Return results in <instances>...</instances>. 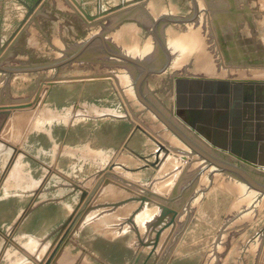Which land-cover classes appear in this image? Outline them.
<instances>
[{
    "label": "rangeland",
    "instance_id": "rangeland-1",
    "mask_svg": "<svg viewBox=\"0 0 264 264\" xmlns=\"http://www.w3.org/2000/svg\"><path fill=\"white\" fill-rule=\"evenodd\" d=\"M95 34L120 54L147 56L148 68L166 64L148 73L141 93L190 139L186 116L173 114L175 78L264 81V0H0V261L9 245L34 264H69L66 253L78 264H258L249 249L264 239L259 192L234 190L239 181L213 177L219 171L210 173L214 166L203 158L211 168L190 179L201 157L138 100L139 74L123 59L94 53L61 63L81 47L93 52ZM83 112L92 118L76 115ZM87 127L100 148L92 159L82 148ZM53 132L55 142L74 145L76 167L63 158L55 167ZM194 137L212 157L248 171ZM158 144L169 154L146 169ZM155 199L174 206V239H163L165 221L151 225Z\"/></svg>",
    "mask_w": 264,
    "mask_h": 264
},
{
    "label": "bare ground",
    "instance_id": "bare-ground-1",
    "mask_svg": "<svg viewBox=\"0 0 264 264\" xmlns=\"http://www.w3.org/2000/svg\"><path fill=\"white\" fill-rule=\"evenodd\" d=\"M165 20H170V18L169 19H165ZM196 22V21H195ZM196 24V23H195ZM103 38V37H102ZM175 45V44H174ZM109 46V45H108ZM171 46H173V45H171ZM170 46V48L172 49V47ZM174 48V47H173ZM110 49V48H109ZM175 49L176 48H174V49H172V51L174 52L175 51ZM110 51H113V53H115V54H112V53H110L109 55H108V53H106V54H104V56H107V57H110V58H116V59H123L124 61H126L129 65H130V67L132 66L133 68H135L136 69V71H137V73L139 74L138 76H137V79H136V84H135V91H136V95H137V98H138V100H140V102L145 106V107H148L157 117H158V119L164 124V125H166L167 127L169 126V125H171L172 127H174V128H172L171 129V127H168V129L171 131V132H173L176 136H178L179 138H180V140L188 147V149L189 150H192L191 152H193L194 154H196V156H199V157H201V158H199V160H202V158L204 159V160H206V161H208V163L210 164V165H212V166H214L213 168H212V170H209L210 171V173L211 172H214V171H219V173L218 174H214L213 175V177H215L216 175H221V173H226V174H228V175H230V177L234 180V181H239V182H235V188H234V190H238V191H244L245 193V195H246V193H247V196H248V192H249V194H250V192L252 191V193H256V192H259V193H256V195H259L258 196V201L259 202H261L262 200L259 198V197H261V198H264V192H262L263 190L262 189H260V188H264V182L263 183H261V182H259L258 181V179L260 178L261 179V177H259V178H257L258 176H256L255 174H253L252 173V171H254V170H260V171H262V172H264V145L262 144V145H259L260 146V151H259V161H258V164H246V163H244V162H242V161H240V160H238V158L236 157V156H234L233 154H230L229 152H226V151H221L220 149H217V148H214L211 144H210V142L208 141V139H205L201 134H197V132L196 131H194L191 127H190V125H188V120H189V118L186 116V112H185V110H187V109H192V108H197V107H199L198 109H201V108H203V107H205V105H206V103H207V106H209V107H214V106H217V101H216V98H215V96L214 95H212V93H209V94H206V93H204L203 94V92H201V93H199L198 92V96L197 97H199L200 95V98L199 99H197V98H195V99H191V101H188V100H180L178 103L176 102V79H178V78H185V77H177V78H175L174 79V99H175V101H174V109H173V114H176V116L177 117H180V116H186L185 118H186V120H185V122H183L185 125H186V127L188 128H186L185 127V129H187V131L185 130L184 132H188V135L190 136L191 135V139L193 138V140H196L195 139V137H194V135H199L200 137H201V139H200V141L201 140H203L204 139V141H206L207 143H208V145H210L213 149H215V150H218L220 153H223V155H224V153L226 154H229L230 156H232L233 158H235V160H238V161H240L242 164H244V165H246V166H248V171H246L245 170V174H248V176H242V175H240L241 174V171L240 170H238V168H237V166H235L234 164H232V163H230V162H227V161H225V160H223V159H221V158H218V157H212L209 153H207L206 151H204L203 149H201L199 146H197L191 139H190V137H187V136H185V134L181 131V129H178V128H176L174 125H172L171 123H170V121H168V119H166V117H164L163 115H162V113L151 103V101L147 98V97H144L143 95H142V93H141V89H143L142 87V82H143V80L145 79V77L147 76V75H149V74H152L153 72H155V70H157L156 71V73H159V72H162V70H160V69H164L165 67H166V64H164L162 67H159L160 69H151V68H148V71L147 72H143L142 70H143V68H141L140 69V67L138 66L137 67V64H142V65H148V63H149V60L147 59V56H145L143 59H141L142 57H131V55L130 54H120V52H117L116 50H113V49H110ZM171 52V51H170ZM74 53H72V54H70V56H68V58H66V59H64V60H62L61 61V63H68V61H71V60H75L77 57L76 56H74L73 55ZM173 54V53H172ZM176 54V53H175ZM174 54V55H175ZM180 54V53H179ZM127 55V56H126ZM130 55V56H129ZM181 55V54H180ZM88 56H89V53H85L84 54V56H82L81 58L82 59H84V60H88ZM129 57L130 58H132V60L131 59H129ZM178 57V56H177ZM139 58V59H138ZM78 59V58H77ZM82 59H79V60H82ZM166 63V62H165ZM209 69V68H208ZM131 70V69H130ZM160 70V71H159ZM209 72V71H208ZM149 73V74H148ZM237 74H239V73H237ZM243 75V74H242ZM237 76V75H236ZM237 77H239V76H237ZM245 77V76H244ZM149 78V77H148ZM186 79H193V80H195L196 82H194V85H196V86H198V89L200 90V89H204L203 91L205 92V91H207V90H209V89H211L212 88V83H208V82H205L204 80H206V81H208V80H216V81H222V80H224V81H229V82H231V83H229L230 84V86H229V90H230V92H229V94L227 95V96H225V98H227V101H226V105H229V109L230 110H232L233 111V109L236 107V109L234 110L239 116H240V122L242 123V126H243V135H244V140L245 141H249L251 138V136H252V133H254V130H255V126H256V119H257V115H258V112H262L263 110H264V81H248V82H242V81H233V79L232 80H227V79H222V80H217V79H210V78H202V77H196V78H186ZM129 80H131V81H133V78H132V76H130V79ZM201 80V81H200ZM134 82V81H133ZM233 82L236 84V83H239V85L241 84V89H238V88H236L235 87V84H233ZM146 83V82H145ZM131 84V83H130ZM134 85V84H133ZM187 85V84H186ZM185 85V86H186ZM194 85H191L192 86V88H193V86ZM145 86V85H144ZM196 86H194V87H196ZM218 90V89H217ZM187 96V95H186ZM153 98V97H152ZM151 98V99H152ZM156 102V101H155ZM154 102V103H155ZM239 102H240V104H239ZM158 104V103H157ZM147 108V109H148ZM162 109V108H161ZM163 110V109H162ZM172 112V111H171ZM168 113V112H167ZM165 114H166V112H165ZM10 115V114H9ZM167 115V114H166ZM172 115V114H171ZM167 116H169V115H167ZM174 116V115H173ZM171 117V116H170ZM175 118V117H174ZM173 118V120H175ZM170 119V118H169ZM177 122V121H176ZM176 122H174V123H176ZM177 123H179V121L177 122ZM169 124V125H168ZM180 124V123H179ZM176 125V124H175ZM184 125V126H185ZM184 126H182V127H184ZM181 127V128H182ZM184 130V129H183ZM245 130V131H244ZM187 135V134H186ZM197 141V143H198V140H196ZM202 142V141H201ZM200 142V143H201ZM205 143V142H204ZM203 143V144H204ZM177 144V143H176ZM207 145V146H208ZM204 146V145H203ZM212 151V150H211ZM186 154V153H185ZM189 154V153H188ZM216 154V153H215ZM217 155V154H216ZM196 156L194 157V160L196 159ZM198 159V158H197ZM191 160V159H190ZM220 160H223V163H224V165H225V167H224V169H221V168H219L218 167V165L220 166ZM231 160V159H230ZM233 160V159H232ZM206 163V162H205ZM205 163L203 162V160L201 161V164L197 167L198 168V172L196 171V172H193L192 173V175H190V176H188L190 179H197V178H199V174H201L202 173V171L204 172V171H206L208 168H211L210 167V165H205ZM223 165V166H224ZM196 168V169H197ZM214 169V170H213ZM233 169H236V170H238V171H236V170H233ZM194 170V169H193ZM251 170V171H250ZM191 172V171H190ZM189 172V173H190ZM237 172V173H236ZM238 172H240V174L238 173ZM187 173V172H186ZM185 173V174H186ZM189 173H187V174H189ZM205 173V172H204ZM209 173V172H208ZM184 174V175H185ZM186 174V175H187ZM203 174V173H202ZM204 175V174H203ZM250 175H251V177L253 178V179H251V178H249L250 177ZM212 176V175H211ZM216 177H218V176H216ZM235 177V178H234ZM186 178V177H185ZM184 178V179H185ZM256 178V179H255ZM229 179V178H228ZM199 180V179H198ZM261 180H264V178H262ZM193 181V180H192ZM250 181H252V183L253 184H248V182H250ZM190 181L188 180V183H189ZM199 182V181H198ZM233 182V181H232ZM191 183V182H190ZM189 183V184H190ZM186 184V183H185ZM193 184H194V182H193ZM241 184V185H240ZM243 185V186H242ZM230 186V185H229ZM244 186H246V187H244ZM262 186V187H261ZM251 189V190H250ZM252 189H254L256 192H254ZM224 190V189H223ZM237 191V192H238ZM255 196V195H254ZM242 197H244V195L243 196H241V198ZM246 197V196H245ZM238 197H236V199H237ZM240 198V197H239ZM238 198V199H239ZM252 198V197H251ZM257 198V197H256ZM261 201H260V200ZM249 200V199H248ZM251 201V200H250ZM250 201H248V202H250ZM255 201V200H254ZM247 202V203H248ZM246 203V204H247ZM255 204V206H251V208H253L254 207V209H255V207H256V205L258 204V202L257 203H254ZM243 205H245V204H243ZM242 205V206H243ZM251 205V204H250ZM246 206V205H245ZM235 207V206H234ZM259 207V206H258ZM242 208V207H241ZM240 208V209H241ZM247 208H249V209H247ZM247 208H243V209H247L248 211H250L251 210V208L250 207H247ZM236 209H238V208H236ZM235 209V210H236ZM242 209V210H243ZM254 209H253V211L251 212V214L253 213V212H255L254 211ZM257 209V208H256ZM246 210V213L248 212ZM234 212V211H233ZM244 213H245V211H244ZM240 216L241 215H243V213L241 212L240 214H239ZM255 215H256V213H255ZM235 216H236V214H235ZM237 217V216H236ZM234 219V218H233ZM247 222V221H246ZM231 239V238H230ZM229 239V240H230ZM228 240V239H227ZM264 239L262 238V237H260L259 238V240H257L256 241V243H254V244H252V246L250 247V249H249V252L252 254H254V256H255V261H259V263L258 264H264ZM221 247L223 246V244L225 243H223L222 241H221ZM225 246V245H224ZM226 250H227V248H226ZM221 252H222V250H221ZM248 252V251H247ZM259 253H262V255H261V257H259ZM259 254V255H258ZM251 257V256H250ZM259 257V258H258Z\"/></svg>",
    "mask_w": 264,
    "mask_h": 264
},
{
    "label": "water",
    "instance_id": "water-1",
    "mask_svg": "<svg viewBox=\"0 0 264 264\" xmlns=\"http://www.w3.org/2000/svg\"><path fill=\"white\" fill-rule=\"evenodd\" d=\"M98 41V45L96 46V49L93 50V52L88 51L86 53H89L88 58L92 59L93 54L96 55L97 53H113V51H110L109 46L107 45L106 41L104 38H102L101 35H93L90 37L88 40ZM87 41V43H89ZM82 47L75 53L73 54L76 56L78 59H81L82 56H84V52L86 50H81ZM114 50V49H113ZM97 54V55H98ZM91 56V57H90ZM76 58V59H77ZM143 68V72H147L148 68L145 65L142 64H137V67ZM201 81V80H200ZM205 82L212 83V88L203 91L202 89H198V86L194 85V82H196L193 79H186V78H178L176 79V102L178 103L180 100H188L191 101V99H199L198 92L201 93L203 92L206 94L212 93V95L215 96L216 101H217V106L214 107H209L207 106V103L205 107L198 109L197 108H192V109H187L185 112L187 113L186 116L189 118L188 120V125L197 132V134H201L205 139H208L210 144L217 149H220L221 151H226L229 152L230 154H233L238 158V160L246 163V164H258L259 161V151H260V146L259 145H264V110L260 113L258 112V117L256 121V126L254 133H252V136L250 137L251 139L249 141H245L244 135H243V126L242 123L240 122V116L234 111L236 107L232 110L229 109V105H226L227 96L230 92L229 86L231 82L229 81H216V80H204ZM187 84V85H186ZM233 84H235L233 82ZM186 85V86H185ZM194 85L196 87L192 86ZM235 87L238 89H241V84L239 83L235 84ZM218 89V90H217ZM141 91V90H140ZM187 95V96H186ZM240 104V102H239ZM169 125V124H168ZM168 127H172L169 125ZM245 131V130H244ZM159 149L157 150L156 154V162L154 163H149L146 166V169L149 167L153 168H158V165L160 164V156L161 152L165 151L166 154H169V151H167L162 145H159ZM141 159L144 160V158L140 157ZM220 166L218 165L219 168L224 169L225 165L223 163V160H220ZM163 160L161 161L162 164ZM224 165V166H223ZM238 168V167H237ZM113 167L111 168V170ZM180 169H177V171ZM236 170V169H233ZM238 170L241 171L238 172L242 176H248V174H245L246 172L240 168ZM236 170V171H238ZM237 173V172H236ZM251 179H253L250 175ZM248 184H253L252 181L248 182ZM262 187V186H261ZM152 189V186H150ZM264 189V188H260ZM264 192V190L262 191ZM51 260V258H50ZM49 260V262H50ZM48 264V263H47Z\"/></svg>",
    "mask_w": 264,
    "mask_h": 264
},
{
    "label": "crops",
    "instance_id": "crops-1",
    "mask_svg": "<svg viewBox=\"0 0 264 264\" xmlns=\"http://www.w3.org/2000/svg\"><path fill=\"white\" fill-rule=\"evenodd\" d=\"M84 111V110H83ZM76 114V113H75ZM79 114V116L81 115L82 117H83V120L88 116V120H90L92 117L90 116V114H87L86 112L84 113H77L76 115H78ZM87 119V118H86ZM90 124V122H87V123H84V125H89ZM60 125H63V124H60ZM64 127H66V128H68L67 130L69 131V127H67L66 125H63ZM90 126V125H89ZM84 127H86V126H84ZM87 129H89V131L91 130V128H89V127H87ZM54 132L52 133V142H53V145H54V147H52L53 148V150L51 149V151H52V153L54 154V159L56 158V155L58 156V158L57 159H55L54 160V162H56V165H55V163H54V165H55V167L57 168V169H60V166H62L61 165V159L63 158V160L67 163V165H65V167H76V165H77V161H76V159H77V153L75 152V147H73L74 145H72V144H66V146H62L61 145V143H59L57 140H56V142H55V137H54ZM87 134V137L85 138V140L84 141H82L83 142V153H85V157H88V158H90V159H92L93 158V156H94V152H93V150L94 151H99L100 150V148L99 147H97V146H95L94 148H93V146H92V142H93V140H92V138H91V136H92V134H91V131L90 132H87L86 133ZM68 136H70V133L68 134ZM74 148V149H73ZM134 151H136L137 153L136 154H138V155H140V157H144V158H149L150 157V155L151 154H149L148 152H142V151H140L139 149H134ZM44 152H45V149H43L42 148V151L41 152H38L37 154H38V157H40L42 154H44ZM48 152V151H47ZM66 154V155H63V154ZM64 167V166H63ZM34 169V168H33ZM144 172L145 173H147L146 172V170H144ZM25 184V183H24ZM28 184V186H30V182H28L27 183ZM156 195H157V197H159L160 199H168L169 198V196L166 194V195H163L162 197L161 196H159V194L158 193H155ZM194 194H196V193H193L192 194V196L194 195ZM217 193H215V194H212L209 198H207L206 200H204L203 201V203L201 204V206L200 207H197L195 210H193V212L191 213V218H190V221H192V216H199L200 217V214H201V212H202V209H203V204L204 203H207V202H210L209 200H212V199H216L217 198V196L215 197V195H216ZM166 196H168V197H166ZM191 196V197H192ZM176 197H178V196H175V198ZM180 197V196H179ZM153 198V197H152ZM154 199V198H153ZM168 201V200H167ZM152 202V204H153V206L154 207H151L152 209H151V212H152V214H151V225L152 226H154L155 225V223H160V221L162 222L161 223V226L164 224V221L166 222V225L165 226H167V228H168V231L167 232H165V233H167V234H163V239H174L175 238V236L177 235V233H176V229L174 230V226L171 228L170 227V224H169V222H171V220L170 219H172L173 218V215H172V213L170 212V210H169V207L171 206V207H174L173 205H170L169 203L167 204L166 202H164V200L162 201V200H159V199H155V202H154V200L153 201H151ZM157 202V203H156ZM156 205V206H155ZM169 206V207H168ZM144 207V206H143ZM170 207V208H171ZM173 209V208H172ZM216 209H217V207H216ZM217 210H219V209H217ZM154 212V213H153ZM104 222V221H103ZM156 224V225H157ZM186 224H184V227H186L185 226ZM223 225V223L220 225V226H222ZM220 226H219V228H220ZM102 229H103V225H102V227H101ZM218 228V229H219ZM169 230H171V232H169ZM183 231H184V233H183V235H181L180 236V238H184V235H185V232H186V228H184L183 229ZM182 231V232H183ZM218 232V231H217ZM171 233V234H170ZM170 234V235H169ZM212 234H214V232H210V235H212ZM167 236H168V238H167ZM217 236V233L216 234H214V237H216ZM14 248H12V249H10L9 248V245H8V248H7V253H6V255L4 256V258L2 259V261H0V264H16V263H19V262H21L22 261V263L21 264H34V262H31V261H28L26 258H25V256H23V257H21V255H18L17 254V252L16 251H14L13 250ZM0 250H1V247H0ZM0 256H1V254H0ZM66 256H68V257H66V260L69 262V264H78V262H79V260L78 261H76V257L73 255V253L70 255V253H66ZM3 257V256H2ZM50 259V258H49ZM60 261V260H59ZM49 263V262H48ZM56 264H64L63 262H58V263H56Z\"/></svg>",
    "mask_w": 264,
    "mask_h": 264
}]
</instances>
